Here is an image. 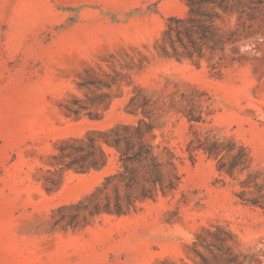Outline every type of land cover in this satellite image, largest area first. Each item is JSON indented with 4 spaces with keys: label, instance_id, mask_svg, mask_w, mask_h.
<instances>
[{
    "label": "rangeland",
    "instance_id": "rangeland-1",
    "mask_svg": "<svg viewBox=\"0 0 264 264\" xmlns=\"http://www.w3.org/2000/svg\"><path fill=\"white\" fill-rule=\"evenodd\" d=\"M239 2L213 20L231 42L189 58L165 35L186 0H0V264H264V208L248 202L264 204V0ZM140 119L175 191L138 200L141 168L130 192L104 187L122 171L105 144V167L67 166L87 165L93 131ZM214 142L231 149L208 156Z\"/></svg>",
    "mask_w": 264,
    "mask_h": 264
},
{
    "label": "trees",
    "instance_id": "trees-1",
    "mask_svg": "<svg viewBox=\"0 0 264 264\" xmlns=\"http://www.w3.org/2000/svg\"><path fill=\"white\" fill-rule=\"evenodd\" d=\"M239 0H186L188 7V17L178 18L170 17L167 21V29L165 35L169 42L172 44L173 37L180 43L183 49V54L189 58L193 55L201 56L204 49L210 52L216 49L222 50L231 42L232 37L236 34V30L230 32H218L217 28L213 25L214 19H220L224 15L232 13L231 2ZM211 5L212 8L208 9ZM186 40V44L182 41ZM128 106H132L137 111L139 108L144 111L145 103L137 105L135 97H132ZM189 122L201 121V116H195L193 111H189L186 114ZM153 130V124L144 119H140L136 125H120L113 128H108L103 131H93V134H97L96 137L88 136L85 145L87 146V152L85 156H82L81 162L86 158H90L87 165H78V160L73 159L67 164V166H77L79 170L90 168H103L107 164L108 156L103 150V144L113 148L118 154V160L121 164L122 171L117 174H110L104 177V187L110 184L112 179L118 178L124 187V190L130 192L133 185L137 183L136 169H142V175L140 179L150 184L151 188L140 189V194L137 199H155L158 192L164 194L163 188L167 191H175L180 183V177L175 173L173 177L169 178L164 187H162L161 171L155 158L150 155L153 150V146L149 143L147 137L151 136ZM83 139H81L82 141ZM231 145L223 146L217 142L212 143L208 147H204L203 151L208 156L214 155L215 158L221 157L224 151H229ZM64 150V149H63ZM75 152H83V147L71 148ZM189 153L195 150V147L191 146L187 149ZM246 155L244 148L240 147L237 154L233 156L232 161L225 169V172L231 175V170L234 166L241 163L243 157ZM191 156V155H190ZM174 166V164H171ZM225 168L224 164L218 166L219 170ZM125 206L119 203L118 197L116 198L113 212L115 214H121L123 208L129 209L132 206L130 195L126 193L123 197ZM255 206H261L264 208V204H261L257 200L248 201ZM108 211V206H105ZM95 211L98 209L95 207ZM217 233L223 234L224 237H220L219 234H214L213 238L218 242H225L231 239V233L227 231L217 229ZM228 262H235V256L229 255Z\"/></svg>",
    "mask_w": 264,
    "mask_h": 264
}]
</instances>
